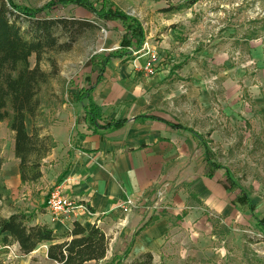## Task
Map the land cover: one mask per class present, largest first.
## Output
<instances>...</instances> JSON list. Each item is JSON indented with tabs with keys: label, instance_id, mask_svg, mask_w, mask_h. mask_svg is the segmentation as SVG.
Returning <instances> with one entry per match:
<instances>
[{
	"label": "rangeland",
	"instance_id": "rangeland-1",
	"mask_svg": "<svg viewBox=\"0 0 264 264\" xmlns=\"http://www.w3.org/2000/svg\"><path fill=\"white\" fill-rule=\"evenodd\" d=\"M12 1L41 9L55 0ZM89 1L101 5L100 0ZM105 4L137 19L145 33L143 48L131 58L113 60L95 88L93 95L98 99L107 88L116 96L130 97L125 105L111 107L105 117L130 116L138 104L147 105L156 115L203 134L213 159L224 167L217 177L228 189L226 203L234 200L236 204L230 211H220L192 195V181L202 168V150L192 144L189 134L175 133L172 154L177 150L173 159L177 174L168 176L164 169L156 197L148 206L151 216L169 219L158 243L163 245L153 254L154 263L264 264V231L259 223L264 222V0H108ZM39 18L88 20L97 28L80 38L70 52L44 57L41 67L53 77L43 86L39 115L35 122L27 119V129L32 133L35 124L44 135L86 132V102L78 101L79 92L96 83L100 74L96 63L106 52L120 48L124 28L118 21L96 20L73 4L45 11ZM20 25L28 27L23 21ZM152 55L156 59L150 75L144 66ZM35 62L33 56L30 63L34 66ZM79 141L75 136L72 148ZM13 145L14 135L3 122L0 219L22 213L35 222L45 212L49 194L60 187L66 154L63 149L53 167L42 163L45 181L15 187L13 179L4 177L19 164ZM244 193L255 205L258 220L240 204ZM185 209L189 215L176 220ZM49 245L43 244L27 256L17 244L0 243V264H53L47 259Z\"/></svg>",
	"mask_w": 264,
	"mask_h": 264
},
{
	"label": "trees",
	"instance_id": "trees-1",
	"mask_svg": "<svg viewBox=\"0 0 264 264\" xmlns=\"http://www.w3.org/2000/svg\"><path fill=\"white\" fill-rule=\"evenodd\" d=\"M108 0H100L96 7L89 0H55L41 9H32L15 4L12 0H0V124L7 122L9 130L14 135V155L18 160V169L22 184L39 182L42 177V163L56 148L54 139L42 134L33 124L32 133L27 129V119L35 122L39 115L41 103L39 94L53 77L45 72L41 64L49 53L70 52L74 45L87 32L94 31L97 26L88 20L75 18H39L45 11H52L69 4L82 7L92 13L96 20L118 21L122 24L125 35L118 50L103 54L96 66L100 69L96 83L90 88H82L79 92L81 102L87 100L84 107L85 122L88 130L94 134L108 133L123 128L129 121L118 119L107 122L104 120L101 108L94 102L93 93L96 85L101 83L107 67L115 59L131 58L145 44V33L140 22L106 6ZM26 22L23 28L20 22ZM35 56L32 66L30 59ZM56 68L55 61H51ZM161 121L156 116H138L135 121ZM172 128L185 130L193 135L202 149L206 163V175L212 177L224 167L214 160L207 138L191 128L180 124L165 122ZM227 180L231 178L227 175ZM2 189H5L3 187ZM240 204L256 219V208L247 193ZM232 203L236 206L235 201ZM93 212V210L91 209ZM187 215L184 211L178 220ZM157 218L152 217L141 230L151 225ZM31 216L15 213L7 219H0V243L17 244L23 255H30L41 245L50 244L47 249V259L53 264H87L105 259L109 249V239L98 227L87 230L83 225L74 222L70 232L58 234L48 225L33 224ZM264 231V222L259 221ZM132 245V244H131ZM130 245V247H131ZM130 249V248H129ZM129 249L116 255L110 264H155L151 253L142 254L135 259L129 258ZM164 264V263H162Z\"/></svg>",
	"mask_w": 264,
	"mask_h": 264
},
{
	"label": "crops",
	"instance_id": "crops-1",
	"mask_svg": "<svg viewBox=\"0 0 264 264\" xmlns=\"http://www.w3.org/2000/svg\"><path fill=\"white\" fill-rule=\"evenodd\" d=\"M129 99L130 97L125 95L116 96L111 88L104 91L102 99L93 95L94 102L102 110L104 120L107 122L113 119L129 121L121 129L102 134H94L88 128L86 132L78 131L76 134L65 129L66 134L62 136L59 132L57 134L54 132L47 133L53 137L56 148L52 150L43 163H48L50 167H53V162L57 161L58 154L64 149L66 158L62 163H64L65 175L58 185L66 197L85 202L93 210L96 217L91 222L99 221L98 228L104 232L110 241L105 259L98 263L90 262L87 264H110L116 255H121L129 248V258L135 259L142 254H154L162 247L163 244L158 243L166 230L169 219L165 220L158 215L151 216L153 214L148 213V206L156 197L159 179L164 169L168 176L177 174V161H173L174 158H177V150H175L174 155L172 154L175 149L173 141L175 143L177 141L175 133L185 132L189 134L192 144L199 147L190 132L172 128L165 122L176 125L179 123L156 115L149 111L151 109L147 105L136 104L137 111L130 116L123 115L117 118L114 114L109 119L105 117V113L111 111V107L124 104ZM78 101L81 102L79 97ZM85 102L84 107L88 105V101L85 100ZM143 115L156 116L165 122L135 121V118ZM83 116L86 124L85 113ZM150 127H155V130L150 131ZM77 135L80 141L77 148L74 149L71 141ZM168 139H170V143H168ZM169 152H171L170 155ZM169 158L170 162L167 161ZM202 161V168H200L198 176L192 181V195L197 198L199 203H204L213 209L220 211L228 209L227 211H230L236 208L232 201L229 204L226 203L228 189L217 177L219 170L212 177H208L204 157ZM168 162L169 164H167ZM43 168H45L44 165ZM42 174H44L43 170ZM4 177L8 180L13 179L15 187L22 184L18 167L11 174L6 172ZM41 180L45 181V177L43 176ZM126 198H131L138 203L137 208L128 215H124L118 210L119 202ZM184 211H187V215L183 220L189 215L187 209ZM183 212L177 215L175 219L178 220L177 217L181 216ZM152 217L157 218V220L141 230ZM33 224L48 225L58 234H66L71 231L73 221L66 220L62 223H54L45 210L44 213L38 214ZM85 228L90 230L92 224H87Z\"/></svg>",
	"mask_w": 264,
	"mask_h": 264
},
{
	"label": "built area",
	"instance_id": "built-area-1",
	"mask_svg": "<svg viewBox=\"0 0 264 264\" xmlns=\"http://www.w3.org/2000/svg\"><path fill=\"white\" fill-rule=\"evenodd\" d=\"M156 56L152 55L144 66V70L152 75L154 73V62ZM138 206V203L131 199L126 198L120 201L118 204V210L124 215H128L134 211ZM48 215L51 217L52 222H65L66 220H71L77 222L84 227L87 224H92V227H98L100 225L99 221L91 220L96 217L95 213L91 211V208L85 203L75 199L66 197L61 187L55 188L48 196L47 205L45 208Z\"/></svg>",
	"mask_w": 264,
	"mask_h": 264
}]
</instances>
